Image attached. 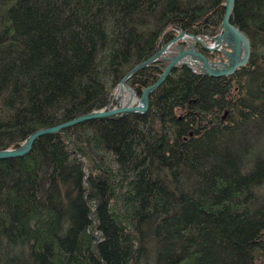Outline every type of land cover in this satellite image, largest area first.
Segmentation results:
<instances>
[{
	"label": "trees",
	"instance_id": "trees-1",
	"mask_svg": "<svg viewBox=\"0 0 264 264\" xmlns=\"http://www.w3.org/2000/svg\"><path fill=\"white\" fill-rule=\"evenodd\" d=\"M223 1L0 0V149L104 108L172 26L216 34ZM231 21L251 43L232 74L178 64L147 113L0 159V264H264V0ZM153 64L127 79L138 95Z\"/></svg>",
	"mask_w": 264,
	"mask_h": 264
},
{
	"label": "water",
	"instance_id": "water-1",
	"mask_svg": "<svg viewBox=\"0 0 264 264\" xmlns=\"http://www.w3.org/2000/svg\"><path fill=\"white\" fill-rule=\"evenodd\" d=\"M235 0H226L224 13L218 26L219 31L216 34H206L208 42L200 35L188 32L183 28L175 27L176 34L166 41L156 52L146 59L132 66L122 76L118 87L126 88L130 91V97L138 100L131 102L129 99L126 103L120 102L117 106L110 107L107 104L104 108L95 109L60 123L44 126L30 132L22 141L15 146L0 149V158L16 157L25 155L32 148L33 142L41 135L48 133L60 132L63 129L93 118H107L116 115L128 113H146L149 109V96L171 74V71L177 64L193 63L198 67L200 73L210 76H225L232 74L238 67L246 64L251 54V43L248 36L237 25L231 21V13ZM177 40L189 41L187 45L176 42ZM200 43L203 47L211 51H219L223 59L214 61L208 58L195 43ZM171 48L170 53L168 52ZM158 59L165 61L161 72L157 78L147 84L138 95L137 92L127 83V79L133 72L142 66L154 62Z\"/></svg>",
	"mask_w": 264,
	"mask_h": 264
},
{
	"label": "bare ground",
	"instance_id": "bare-ground-1",
	"mask_svg": "<svg viewBox=\"0 0 264 264\" xmlns=\"http://www.w3.org/2000/svg\"><path fill=\"white\" fill-rule=\"evenodd\" d=\"M226 0H224L223 2H225ZM222 2V3H223ZM222 3L219 5V8H223V13H224V9H225V7H224V5H222ZM234 6H235V1H234ZM234 6H233V9H234ZM233 9H232V12H233ZM231 15H232V13H231ZM221 22V21H220ZM175 27H177V26H172V28H171V31L173 30V31H175L176 32V30H175ZM218 31H219V29H218ZM217 31V32H218ZM172 33V32H171ZM177 33V32H176ZM201 36V35H200ZM170 38V37H169ZM207 39V38H206ZM165 42V41H164ZM163 42V43H164ZM163 43H161L160 44V46L163 44ZM196 44H200V43H198V42H196L195 43V45ZM201 45V44H200ZM160 46H159V48H160ZM202 46V45H201ZM203 47V46H202ZM158 48V49H159ZM203 48H205V47H203ZM157 49V50H158ZM205 49H207V48H205ZM156 50V51H157ZM208 50V49H207ZM209 51H211V50H209ZM222 59H223V57H222ZM159 60V59H158ZM158 60H156V61H154V62H150V63H148V64H146V65H144V66H142L141 68H143V67H145V66H147V65H149V64H153V63H155V62H157ZM188 64H192V65H194L193 63H188ZM154 65V64H153ZM196 66V65H195ZM141 68H139V69H141ZM196 68L198 69V67L196 66ZM139 69H137V70H135L134 72H133V74L136 72V71H138ZM198 73H200L199 71H198ZM132 74V75H133ZM201 74H205V73H201ZM208 75V74H207ZM228 75H230V74H228ZM158 76V75H157ZM225 76H227V75H225ZM214 77H218V76H214ZM119 89H120V91H121V97H124V95H127V100L126 101H123V103H126L129 99H131V102H134V103H136V102H138V100H135L134 98H131L130 97V91H128L126 88H123V87H118V85L116 86V88L114 89V91H113V93H112V96H111V99H110V101H109V103L108 104H110L111 105V102H112V100L113 99H115V97H116V93L115 92H117L118 93V91H119ZM156 89V88H155ZM154 89V90H155ZM153 90V91H154ZM152 93V92H151ZM151 93H150V95H151ZM150 97V96H149ZM109 105V106H110ZM148 112V111H147ZM146 112V113H147ZM129 114V113H128ZM137 114H139V113H137ZM143 114H145V113H143ZM124 115H126V114H124ZM116 116H123V115H116ZM225 116V115H224ZM112 117H114V116H112ZM23 156V155H22ZM8 158V157H7ZM1 159V158H0Z\"/></svg>",
	"mask_w": 264,
	"mask_h": 264
},
{
	"label": "flooded vegetation",
	"instance_id": "flooded-vegetation-1",
	"mask_svg": "<svg viewBox=\"0 0 264 264\" xmlns=\"http://www.w3.org/2000/svg\"><path fill=\"white\" fill-rule=\"evenodd\" d=\"M171 32H172V36H171L170 38H168L166 41H168L169 39H171L172 37L175 36L176 32L173 31V30H172ZM207 35H208V34H207ZM201 37L204 38V40H205L206 42H208V39L205 38V37H206V34L202 35ZM166 41H165V42H166ZM181 41H182V40H177L176 42H181ZM165 42H164V43H165ZM188 42H189V41L184 40V41H182L181 43L187 45ZM164 43H163V44H164ZM163 44H162V45H163ZM162 45H161V46H162ZM161 46H160V47H161ZM196 46H197V48L200 49L203 53H205V55H206L207 57L211 58L212 60L217 61V60L222 59V57H221V53H219L218 51H209V50L203 48L200 44H196ZM157 62H160V64H159V68H161V66L164 64V62L160 61V59H159ZM187 65H189L190 67H192L193 69H195V70L198 72V69L196 68L195 65H192V64H187ZM159 73H160V72H158L157 75H158ZM120 95H121V91H120V89H119V91H118V93H117V95H116V97H115L116 100H117V102H118L117 104H119L120 102H122V97H121Z\"/></svg>",
	"mask_w": 264,
	"mask_h": 264
},
{
	"label": "rangeland",
	"instance_id": "rangeland-1",
	"mask_svg": "<svg viewBox=\"0 0 264 264\" xmlns=\"http://www.w3.org/2000/svg\"><path fill=\"white\" fill-rule=\"evenodd\" d=\"M115 93H116V95H117V92H115ZM126 100H127V95H124V97H122V102H123V101H126ZM117 103H118V102H117L116 98L113 99L112 102H111L110 107H112V106H117V105H118Z\"/></svg>",
	"mask_w": 264,
	"mask_h": 264
}]
</instances>
